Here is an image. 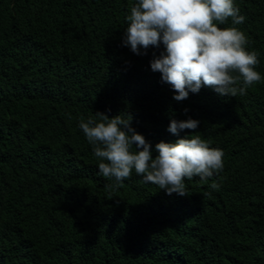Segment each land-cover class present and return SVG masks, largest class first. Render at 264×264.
Instances as JSON below:
<instances>
[{"label":"trees","instance_id":"trees-1","mask_svg":"<svg viewBox=\"0 0 264 264\" xmlns=\"http://www.w3.org/2000/svg\"><path fill=\"white\" fill-rule=\"evenodd\" d=\"M136 2L0 0V264H264V0H234L262 80L182 101L150 69L162 44L122 42ZM95 112L130 115L153 146L178 138L170 119L198 120L179 136L221 149L223 170L185 196L134 169L109 187L79 128Z\"/></svg>","mask_w":264,"mask_h":264},{"label":"clouds","instance_id":"clouds-1","mask_svg":"<svg viewBox=\"0 0 264 264\" xmlns=\"http://www.w3.org/2000/svg\"><path fill=\"white\" fill-rule=\"evenodd\" d=\"M229 18L230 26H218ZM125 19L122 42L133 53L145 54L141 50L163 45L149 65L171 86L176 101L201 87L225 97L246 95L247 89L262 80L255 70L259 53L246 48L247 37L236 27L245 17L234 0H137ZM95 114L87 120L81 117L79 128L92 146L99 173L115 179L116 184L109 187L121 186L134 169L145 183L168 195L185 196L186 179L203 180L223 170V151L200 135H188L197 131L198 120L170 119L167 130L178 138L153 146L133 128L130 115ZM185 129L191 131L179 136ZM210 186L214 190L220 187L215 182Z\"/></svg>","mask_w":264,"mask_h":264}]
</instances>
